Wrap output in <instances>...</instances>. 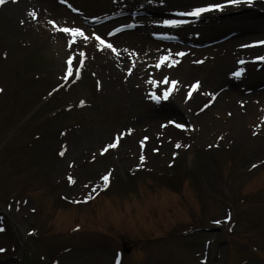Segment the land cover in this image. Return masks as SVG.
Here are the masks:
<instances>
[{
	"label": "rangeland",
	"instance_id": "1",
	"mask_svg": "<svg viewBox=\"0 0 264 264\" xmlns=\"http://www.w3.org/2000/svg\"><path fill=\"white\" fill-rule=\"evenodd\" d=\"M25 1L0 4V264L19 263L15 231L20 264H264V43L224 67L205 51L264 41V0L250 12L247 0H163L172 15L94 27L83 19L96 1L108 12L139 0ZM209 3L230 10L158 23ZM128 22L135 31L110 39ZM169 87L170 103L151 99Z\"/></svg>",
	"mask_w": 264,
	"mask_h": 264
},
{
	"label": "snow or ice",
	"instance_id": "2",
	"mask_svg": "<svg viewBox=\"0 0 264 264\" xmlns=\"http://www.w3.org/2000/svg\"><path fill=\"white\" fill-rule=\"evenodd\" d=\"M226 2L229 3V4H237V3L240 2V0H226ZM247 2L251 3V0H247ZM2 3H4V0H0V4H2ZM221 7H222V5L219 4V3H209V4H205L203 6L192 7L190 10L185 11V12H181L179 14L182 15V16L197 17V16H199L200 14H202V13H204L206 11H210V10H213V9L218 10ZM29 14L30 15H34V13H31V12ZM158 23H160L162 25H166V26H176V25L185 23V21L184 20H180V19H162V20H159ZM64 31L65 32H69L70 31V32H72L74 34H77V35L81 36V37L84 36V33L78 28L64 29ZM115 31H117V30L113 29L112 31L108 32L107 35L108 36H112ZM93 35H94L95 40L99 41V44H97V48H99L101 45L104 44V41L101 39V37L99 35H95V34H93ZM255 43H264V41H256ZM105 46L109 47V48L112 47L111 44H107ZM182 54L183 53H177V55H182ZM165 59H166V57H164V56L159 57L160 61H164ZM258 59H264V57H258ZM173 63H175V61H173ZM159 66H160V64L157 63L156 67H159ZM76 74L79 75V69H77ZM239 74H240V70H237L236 72L232 73V75H234V76H238ZM167 79H168L167 77L164 78L165 81ZM176 83H177V81H175V80L170 81L171 85H175ZM197 83L198 82H194L191 85V88H193V89L196 88L197 87ZM171 90H172L171 87L167 88L163 92V96H157L156 94L153 93L152 96H151V99L159 100V99H162V98H166ZM80 103L83 104L84 101H80ZM177 127H182V125H177ZM128 131L130 132L131 130L129 129ZM121 135H123V133H121ZM144 139H146V138H144ZM140 143L142 144L143 140H141ZM115 146H116L115 142H113L111 145H109V147H115ZM174 146H179V145H174ZM184 147H188V146L184 145ZM104 151H105V149L102 148L101 149V153H103ZM62 154L63 153L61 152V155ZM174 155H175V153H174ZM143 159H144V156L141 155L140 156V160H143ZM107 179H108L107 175H104V176L101 177V180L105 181V186L107 185ZM69 182H72L71 178H69ZM85 199H87V197H85ZM74 202H76V201H74ZM225 219H228V217H225ZM216 222L219 223V221H216ZM0 251H3V250L0 249Z\"/></svg>",
	"mask_w": 264,
	"mask_h": 264
},
{
	"label": "bare ground",
	"instance_id": "3",
	"mask_svg": "<svg viewBox=\"0 0 264 264\" xmlns=\"http://www.w3.org/2000/svg\"><path fill=\"white\" fill-rule=\"evenodd\" d=\"M9 3H10V1H9ZM182 3L183 2H180L179 4H182ZM10 4L12 5L13 3H10ZM242 5L245 8L244 10H248L249 9L247 4H242ZM27 6H31V5L27 1H25L24 9L28 12L31 7L27 8ZM19 12L22 13V10H19ZM37 14L40 16L39 10H37ZM28 19L35 20V19H32V17L30 15H29ZM254 22H255V24H252V25L247 24L248 27H250L251 29L257 28V22L256 21H254ZM238 37L244 38V37H247V36L246 35L231 36V38H238ZM254 43L255 42H253L252 40H246L244 42L239 43L241 45L230 44V45H225V46H222V47H218L217 46V47H215L213 49H211L210 47H207V49L205 51H209L208 52L209 55H207V58H211L212 59L211 62L217 63V66H220V65L223 64V67H224V66L228 65L230 62H234V61H232L234 57H238V56L243 57L245 55H248V54L252 53L255 50V49H253ZM190 56L191 55H189V56L186 55L185 58H188ZM134 73H136V71H134L133 74ZM138 76L140 77L141 74L138 75ZM238 99H241V98H238ZM239 102L243 103V100H236V101L233 100V102H231L232 104L229 106V112H230L229 115H231V117H233V116H235L237 114V110H238V107H239ZM156 113L157 112H154V113L150 112V114H148V115H150L152 117ZM168 113L169 112H166L165 114H168ZM158 115L161 116V115H164V113L163 114H158ZM233 123H234V125L231 127L232 130L234 129V127L240 128V126H241L240 124L241 123H236L235 121H233ZM236 132H237V134L238 133L240 134L241 130L238 129V131H236Z\"/></svg>",
	"mask_w": 264,
	"mask_h": 264
}]
</instances>
